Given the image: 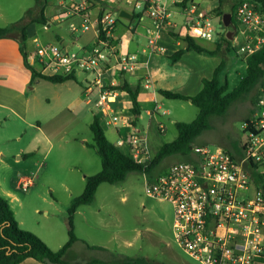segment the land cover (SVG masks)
<instances>
[{
	"label": "rangeland",
	"instance_id": "374dc122",
	"mask_svg": "<svg viewBox=\"0 0 264 264\" xmlns=\"http://www.w3.org/2000/svg\"><path fill=\"white\" fill-rule=\"evenodd\" d=\"M197 2L200 8L213 14L215 30L212 39L199 38L198 42L208 48L215 47L221 36L230 32L232 45L237 49L236 54L224 51L226 60L230 62L227 69V92H230L245 75L242 59L246 55L239 51L245 37L239 32V23L237 30L231 21L228 26L222 23L223 14L220 12H229L231 0H224L218 9L220 11H217V7L204 9L207 2L216 3L217 0ZM34 5L35 0H0V27L21 21L25 11ZM55 6L58 7L54 10L58 20L48 30H43L41 24L33 25L38 39L40 42L58 43L55 38L57 33L69 43L67 46L70 51L78 52L77 45L70 42V24L79 27L81 20L60 18V12L72 8L70 3ZM172 11L169 19L178 21L180 16L175 19ZM74 15L77 13L74 12ZM143 21L148 23L146 19ZM121 33L129 34L123 29ZM141 40L144 42L143 38ZM210 56H214L215 61L221 59L219 55ZM232 57L234 62H231ZM110 63H115V59L111 58ZM76 73L79 81L90 78V74L93 77V73L81 70ZM30 86L28 93L32 106L26 121L6 111L0 113V195L8 199L21 229L47 241L52 230L58 235L61 232L63 244L68 238L67 210L70 202L83 191L85 176L95 174L101 168L98 154L94 148L86 145L92 142L89 124L93 113L99 108L81 99L83 90L75 81L53 83L40 79ZM163 100L165 103L159 104L155 121L146 114V104L139 101L140 115L134 125L135 129L146 136V147L152 154L164 143L177 137L176 121L190 122L198 112L197 107L189 101ZM254 100L251 97L237 98L230 102L224 114L212 115L208 129L195 138L194 144L212 148L221 146L233 153L236 146L240 150L241 143L246 139L242 126L245 119L254 113ZM158 123L164 126L163 131H159ZM102 128L106 137L114 142L117 138L114 130L105 126ZM122 149L127 151L124 146ZM181 158L179 155H171L153 170H161ZM21 178L32 181L27 190L19 187ZM147 179V174L143 172H130L118 183L99 184L93 201L82 205L81 213L73 215V231L77 237H82L74 242L75 250L82 251L88 240L112 252L142 255L155 263L198 264L174 242L172 207L166 201L147 195ZM94 253L92 257H104V252Z\"/></svg>",
	"mask_w": 264,
	"mask_h": 264
},
{
	"label": "built area",
	"instance_id": "2783aa9c",
	"mask_svg": "<svg viewBox=\"0 0 264 264\" xmlns=\"http://www.w3.org/2000/svg\"><path fill=\"white\" fill-rule=\"evenodd\" d=\"M129 5L144 27L147 46L144 52H161L159 31L169 24V11L165 0H113ZM81 20L79 27L70 24L71 32H80L94 26L99 38L103 31L111 36L117 12L104 10L92 19L87 2L71 6ZM190 35L210 40L215 35L214 16L189 1L184 7ZM236 20L245 37L239 51L248 55L264 43V9L244 1L235 11ZM117 58L121 72H135L145 64L137 54L117 55L115 46L105 39L98 40L90 50L81 52L64 50L58 43L34 40V50L28 55L31 65L37 64L50 74L70 73L79 70L93 73V85L97 86L96 106L107 122H117L112 110L116 91L101 83L102 68L109 56ZM145 87L149 78L143 75ZM254 113L243 123L246 139L239 154L228 152L221 146L209 147L193 144L192 157L178 160L147 179V195L166 201L172 207V237L177 246L198 264H264V197L257 188L253 173L264 179V74L254 100ZM159 131L164 126L159 123ZM117 145L131 158L147 165L150 156L140 131L132 128L126 140ZM32 184L29 178H21L19 187L27 190Z\"/></svg>",
	"mask_w": 264,
	"mask_h": 264
},
{
	"label": "trees",
	"instance_id": "16d2710c",
	"mask_svg": "<svg viewBox=\"0 0 264 264\" xmlns=\"http://www.w3.org/2000/svg\"><path fill=\"white\" fill-rule=\"evenodd\" d=\"M86 1H88L90 9L97 0ZM189 1L191 0H182L180 5L184 6ZM217 1L218 6L216 9L220 11L218 9L224 0ZM244 1L253 4L260 10L264 9V0H231L229 13L231 14V23L235 30H237L238 27L235 11ZM46 3L47 0H35V5L25 11L21 21L12 23L9 26L0 27V38H13L17 41L23 64L31 73L30 83L36 78L53 83H61L67 80L77 81L74 71L64 74H45L36 70L28 61L26 28L30 23H40L42 25L51 23L49 18L44 14ZM103 11L104 8L99 10V17L102 15ZM224 13V11L220 12L221 15ZM132 20L137 24L142 22L139 15L133 11L131 21ZM118 21H123V18L116 16L114 29ZM131 21L129 22L131 23ZM114 29L111 36H106L105 33L101 31L96 41L105 39L110 45L116 46L118 41L113 35V33H115ZM195 38L196 37L189 34L183 36L182 40L185 42V46L177 49L169 58L174 62L183 53L190 50L207 55H219L221 59L219 64L215 67L212 77L210 79L204 78L202 80L201 89L195 95L191 96L168 90H158V93L167 99L190 101L198 109L195 118L190 122L176 121L174 124L177 130V137L169 143H164L155 154L151 156L147 165H144L143 163L134 161L128 154V151H124L122 148L115 146V144L106 137L99 117L94 115L89 124L92 133V142H87L86 145L94 148L98 154L101 168L95 174L85 176L83 191L78 196L73 197L70 202L67 210L68 238L66 242L58 249L54 250L34 233L21 229L18 226L8 199L0 195V264H18L28 257L34 258L43 264H67L64 255L72 244L78 240V237L73 231V215L80 206L89 204L93 201L99 184L104 182L109 184L118 183L124 180L126 175L130 172H143L149 177L155 166L171 155H179L183 160L190 159L189 156L194 140L203 131L208 129L209 119L212 115L224 114L230 102L237 98L251 97V100L252 98H256L258 93L257 89L261 84L264 74V43L254 52L246 55L242 59L245 63V75L240 79L238 85L232 91L227 92V69L230 62L226 60L224 51L236 54L237 49L232 45V40L225 34L216 42L215 47L210 49L200 44ZM223 47L224 50L222 49ZM231 62H234L233 57L231 58ZM114 88L125 91L128 94L131 101L130 110L134 115L131 123L135 125V121L137 120V116L135 115L140 113V107L137 101L138 90L132 88L126 80H123L120 85ZM247 120L248 118L245 119V121ZM238 147L239 146L235 147L234 154L240 153ZM225 150L231 152L230 149ZM253 178L257 188L264 197V179L262 174L254 172ZM85 245L90 250L104 252V257H91L81 264H160L142 255L130 256L112 252L102 246L90 245L87 243Z\"/></svg>",
	"mask_w": 264,
	"mask_h": 264
},
{
	"label": "crops",
	"instance_id": "0c3cea01",
	"mask_svg": "<svg viewBox=\"0 0 264 264\" xmlns=\"http://www.w3.org/2000/svg\"><path fill=\"white\" fill-rule=\"evenodd\" d=\"M80 1L83 2L84 0H47L44 14L49 18L51 23H48L47 25L41 24L42 29L48 30L51 24L57 22L58 19L55 15L54 10L58 7H56L55 4L62 6L70 3L71 6H73L75 4H79ZM181 1L182 0H165L169 14L171 13V10H173L172 12H174V18L177 19L178 16L180 17L178 21L169 19V24H167L159 31L157 41L158 44L163 47V50L159 54H155V52L149 51L144 53L140 52L143 47L147 46L145 42L147 41V38L144 27L149 23V21L146 19L148 23L142 21L140 24H137L133 20L131 21L123 18V21H118L116 23L114 29L115 33H113L114 37L117 38L118 41L117 45L115 46L117 55L137 54L139 58L145 62V64L142 68L138 69L135 72H121L119 70V66L116 63L117 58L110 55L109 60L104 63L105 66L102 68L101 83L104 85H109L110 88H114L115 86L120 85L123 80H126L132 86V88H136L138 90V103L139 101H143V103L146 104V114L151 120L154 121L156 120V117L158 115L157 109L159 108V104L165 103V101L163 100L165 97L158 93L159 89L177 92L184 95H195L202 87V80L204 78L210 79L215 67L220 62V59L216 61L213 60L215 59L214 56L198 53L194 50L186 51L174 62L169 58V56L173 52L185 46V42L182 40V37L186 34L190 35V29L187 24L186 13L184 10V7L188 2L186 3V5L182 6L180 5ZM191 1L199 5L197 0ZM86 2L87 4H89L88 1ZM206 4L207 7H204V9H212L218 6V1L216 3L207 2ZM101 8H104V10H112L113 12H118L121 9L131 12V7L125 3H118L114 2L113 0H97L90 8L92 19H95L98 16L99 10ZM73 14L74 11L72 9H67L66 11L64 10L63 12H60V18L68 20L80 19L78 14L74 16ZM55 18L56 21L54 22ZM128 21H131V23H128ZM36 24L37 23H30L26 28V47L28 55L31 54L34 50V40L39 41L38 35L33 28V25ZM121 29H123L124 32H128L129 34L127 35L121 33ZM55 38L58 44L62 48H64V50L70 51L67 46L68 42H66V39L64 37H61L56 33ZM97 38V31L94 24V26L90 27L88 30L79 33L78 36H75L72 33L70 35V42L73 45H77L78 51L81 52L82 50H90L93 44L97 42ZM141 38L144 39V42L141 40ZM195 39L196 41H198L197 39L199 38ZM212 48L213 47H211L210 49ZM111 58L115 59V63H110ZM33 66L36 70L42 73L50 74L48 71L42 69L40 65L33 64ZM144 74H146L149 78L148 87H145L143 78ZM90 75V78H84L83 81H79L77 73L75 72V76L77 79V81L75 82L79 83L83 90L81 99H83L86 104L93 103L94 107L96 108L98 88L97 86L93 85L94 75L93 77L92 74ZM35 80L40 79L36 78ZM30 82L31 73L23 64L22 55L19 51V45L17 41L13 38H0V113L6 111L10 115L17 117L20 120L26 121V117L28 116V113L32 106L31 97L28 93V90L31 89L30 85L33 82ZM115 91L117 94L116 102L112 104V110L106 112L110 115H117L118 121L107 122V120L109 119L108 116L103 115L98 107L96 108L98 109V111L96 110L95 113H93L92 118L94 115H97L102 127L105 126L114 130L117 138L112 143L120 148L117 145V141L119 139L125 141L127 138V132L130 131L131 127L134 128L135 126L131 123L134 115L130 110L131 101L128 94L120 89H115ZM139 115L140 113L135 116H137L138 118ZM118 124H120V126H118ZM142 136L145 140L146 136ZM147 151L150 157L155 154H152L149 150ZM192 156L193 155L191 153L189 157L191 158ZM179 160H183V158ZM159 171L160 170H153L149 175V178L154 177ZM80 207L76 210L75 213H81ZM47 238L49 239V241H47L45 238L42 239L50 248L56 250L61 246L63 242V233L61 234L60 232V235H58L57 233H55V230H52L51 235H49V237ZM86 241L90 245H97L88 240ZM83 247L84 248L82 251H76L75 243L72 244V246L64 255V259L67 264H81L86 259L91 258L93 256L92 253L95 254L94 252H96L94 250L86 249L85 246ZM18 264L43 263L37 261L34 258L28 257Z\"/></svg>",
	"mask_w": 264,
	"mask_h": 264
},
{
	"label": "water",
	"instance_id": "95a60500",
	"mask_svg": "<svg viewBox=\"0 0 264 264\" xmlns=\"http://www.w3.org/2000/svg\"><path fill=\"white\" fill-rule=\"evenodd\" d=\"M118 16L120 18H124V19H128V20H131L132 19V15L129 11L127 10H124V9H121L117 12ZM231 21V14L229 12H226L223 14V17H222V23L224 26H228L229 22ZM227 37L230 39L231 36H230V32H227L226 33Z\"/></svg>",
	"mask_w": 264,
	"mask_h": 264
}]
</instances>
